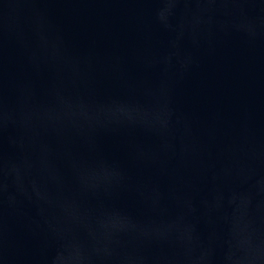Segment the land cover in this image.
Listing matches in <instances>:
<instances>
[{"label": "water", "instance_id": "95a60500", "mask_svg": "<svg viewBox=\"0 0 264 264\" xmlns=\"http://www.w3.org/2000/svg\"><path fill=\"white\" fill-rule=\"evenodd\" d=\"M0 264H264V0H0Z\"/></svg>", "mask_w": 264, "mask_h": 264}]
</instances>
